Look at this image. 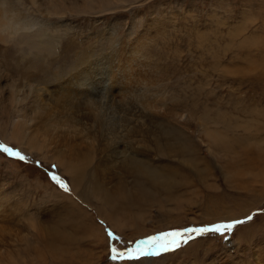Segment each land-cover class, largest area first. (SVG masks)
<instances>
[{
    "label": "rangeland",
    "instance_id": "obj_1",
    "mask_svg": "<svg viewBox=\"0 0 264 264\" xmlns=\"http://www.w3.org/2000/svg\"><path fill=\"white\" fill-rule=\"evenodd\" d=\"M37 1L4 0L29 30L46 31L58 46L54 55L35 56L0 38V143L26 156L21 161L0 151V264H264V0H92L93 6L64 0L62 14L48 13ZM78 54L97 60L90 81L98 92L114 86L116 99L102 96L107 121L150 117V133L143 135L141 127L137 138L147 150L139 157L178 182V200L160 189L152 191L155 204L141 200L143 207L131 208L124 198L117 210L129 213L121 211V222L112 224L94 194L79 196L58 158L88 155V173L103 159L97 122L84 116L85 105L59 90ZM127 82L132 98L112 107L129 94ZM13 128L22 142L12 136ZM167 136L179 140L174 153L166 150ZM180 138L187 154L180 151ZM248 215L253 220L231 233L205 234L159 256L110 258L106 229L130 241ZM54 234L63 236L57 245Z\"/></svg>",
    "mask_w": 264,
    "mask_h": 264
},
{
    "label": "bare ground",
    "instance_id": "obj_2",
    "mask_svg": "<svg viewBox=\"0 0 264 264\" xmlns=\"http://www.w3.org/2000/svg\"><path fill=\"white\" fill-rule=\"evenodd\" d=\"M92 2H93L92 0H86V3L90 6H93ZM37 3H38L39 8L43 7L44 10L47 11L48 13H55V14H59V13L62 14L65 10L64 6L66 5V2L64 0L61 4H60L59 0H41V1L38 0L37 2H35V4H37ZM17 15H18V13L16 14L15 9L4 7V0H0V38L3 36V37H5L6 42L12 41L16 44V46H18L22 49L24 47H27L30 50V53L36 52L35 56L36 55H49V56L54 55L56 53V47L58 46V40L51 38L48 35L49 33H46V31L44 32V31H41L40 29H30L29 30V28H27L25 26L27 23H25V25H24L22 21H19L17 19ZM32 25H34V24H32ZM111 53H112V51L110 52V54ZM112 54H115V52ZM75 55H77V54L75 53ZM116 55H118V53ZM116 55H114V56L117 57ZM94 59L95 58L93 57V55H88V54L79 55L78 54V60L76 62L77 65L73 68H70L71 66L68 65L69 70H68V72H66L68 78H66L67 79L66 83L64 82L66 87L64 86L65 88L59 89V90L62 91L63 93L68 94L69 99L74 100L78 106H81L80 103L82 105H85L87 113H85L84 116L88 117V115H89L90 117L94 118V120L97 122V124L100 128V131H101V133H99V135H97V137H96L97 142H98L97 153L101 154V156H102L101 158L103 159V162L99 161L97 163L95 172L92 171V173H88L85 170L88 167V164H90L92 162V158L90 156L88 157V155L85 157H82L79 155H78V157L77 156H71L69 159L66 157L60 156L57 161L59 162L61 167L64 166L65 170L70 174L71 182H72L74 188L77 191H79V196L88 197V194L89 195L94 194L98 198V202H99L100 206L102 205L101 208H99L101 211L100 214H102L105 218H107L110 221V223L114 224L115 223L114 221L121 222V220L119 219V213L121 211H122L121 213H123L125 215H127L129 213V211H127L126 209L117 210L118 204L121 203L123 200H125L124 198H126V200H127L128 207L129 206L131 208H132V206L137 207V208L143 207L141 200H144L146 204H148V203L155 204L156 203V201H153V200H155L153 192L157 191V189H160V190L171 193L170 199L174 198V200H178L179 196L173 197V190L175 188L174 185H178V182L173 181V180L170 181L169 180L170 177H167L164 174L160 173L158 168L153 167V166L152 167L148 166L144 160H143V163L141 162V159L143 157H145L144 154L146 153L147 150L145 149L146 147L144 146L145 141L142 144L139 141V139H137V138L143 132L141 127L144 128L143 135H147L150 133L149 127L146 124L150 117L148 118V116H147V118H148L147 121L142 120V119L141 120H137V119L135 120V119H132L129 117V119L125 120L126 123L123 122L124 120H122V121L118 120V122H115V121H113L114 119L112 120L113 122H111L110 118H109L110 121H107V115L104 111V110H106L107 99H105L104 97H107V94L109 93L108 96L110 99L111 98L116 99L115 94L113 93L114 86L109 84L108 86L112 87V89L110 91L101 90L98 92V89L100 87H96L97 83H95L94 80L90 81L91 76L93 77V73L95 74V72H98V71L93 70L91 67L93 65L96 66V64H97V60H94ZM129 61H131V60H129ZM125 62H128V60ZM72 63H74V62H72ZM98 63H99V61H98ZM126 65H127V63H126ZM129 65L130 64H128L127 66H129ZM122 74L124 75V73H122ZM125 74H127V73H125ZM113 75H114V73H113ZM116 77H118V76H116ZM94 78H95V76H94ZM121 78H125V77H121ZM130 78H132V77H130ZM60 80H61V78L58 77L56 81H60ZM125 80L131 81L130 79L129 80L125 79ZM106 83L107 82L103 83L102 88H104L105 85H107ZM121 83H122V81H121ZM130 83L131 84L128 83L129 85L126 84L127 86H126V89H124V90H129V89L132 90L133 89V88H129L132 85V82H130ZM90 84H93V85L89 86ZM4 87H5V84L0 85V88L3 89ZM127 92L129 94L128 95L126 94L127 96H125V98H122L123 97V95H122L121 96L122 99H118L117 102H115V104L112 107H114L115 105H117V107H120V105H122L121 101H124V100L128 101L130 98H132L131 94L134 92L131 93L130 90ZM88 94H90L93 97H89L90 95L88 96ZM104 94H105V96H104ZM121 94H123V93H121ZM97 95H101V97H98ZM102 96H104V97H102ZM13 98H15V97L13 96V97H11V100L10 99L9 100L11 102H13L12 101ZM14 103H16V102H14ZM137 105H138V103H137ZM125 106H126V103H125ZM128 106H129V104H128ZM134 108H137V106ZM147 110L150 111L149 105H148ZM88 111H89V114H88ZM138 111H136V112H138ZM143 113H147V112L143 111ZM142 118L144 119V116H142ZM19 119L21 120V117ZM22 119L24 120L25 117ZM22 122H24V121H22ZM160 122H162V121H156L155 123L161 124ZM55 123H56V121H55ZM50 125H49V127H50ZM150 125L152 126L153 124H150ZM154 125H153V127H154ZM1 126L2 125H0V128H1ZM3 126H4V131H6V125H3ZM158 126L160 127V125H158ZM53 128H55V127H53ZM154 130H156V129H154ZM0 131L4 135L3 130L0 129ZM147 132H149V133H147ZM171 132H168V134H167L169 137H171ZM2 133H0V134H2ZM151 133H152V131H151ZM20 134H21L20 132H17L16 129L13 128L12 136L17 138V140L19 142H22L23 136H21L22 134L21 135ZM207 134L209 135V137L211 139L216 138L214 133H209V131H207ZM156 136H157V134H156ZM169 137L166 140L164 139L165 144L167 146V147L166 146L165 147H166V150H169L170 152H172V150H174V149H172V144L173 145L177 144L179 142V140L178 139L176 140L174 138L169 139ZM92 143L94 144V142H92ZM33 144L38 149H41L40 147H38L39 142L33 143ZM180 144H181V141H180ZM179 146L180 145H178V147ZM44 147H46V146H44ZM28 149L30 151H32V150L35 151L33 148H30L29 146H28ZM176 151H177V153L179 152L177 149H176ZM180 151L183 154H187L188 145L186 144V142L184 140H182V144L180 146ZM172 153H174V151ZM139 155L142 156V158L139 157ZM181 156H183V155H181ZM144 180L149 181L152 184V187H147L144 184ZM87 183H88V187H89L88 192L85 189ZM150 183H148V184H150ZM108 184L110 185V187L108 186ZM123 187H124V190L122 189ZM121 189L123 190V192H121ZM136 190H137V192H135ZM129 202L131 203L130 205H129ZM133 202H135V204H132ZM114 206H116V209ZM105 207H106V209H105L106 211L104 210ZM58 239H60V240L63 239V236L57 237L56 234H54L52 244L57 245L56 242ZM59 248L55 249L56 254H57V251Z\"/></svg>",
    "mask_w": 264,
    "mask_h": 264
},
{
    "label": "snow or ice",
    "instance_id": "obj_3",
    "mask_svg": "<svg viewBox=\"0 0 264 264\" xmlns=\"http://www.w3.org/2000/svg\"><path fill=\"white\" fill-rule=\"evenodd\" d=\"M0 151L6 153L10 157L18 158L21 161L26 160V156L18 149L6 144L0 143ZM49 178L61 189L69 191L66 182L59 175L51 174ZM252 220L253 216L248 215L243 219L161 231L142 239L130 241H125L123 237L116 235L110 229H106L110 258L113 261H132L139 260L141 257L159 256L170 251H175L182 245H186L191 240L205 234L215 233L224 235L225 233H231L236 226L248 223ZM100 223L103 224L102 221Z\"/></svg>",
    "mask_w": 264,
    "mask_h": 264
}]
</instances>
